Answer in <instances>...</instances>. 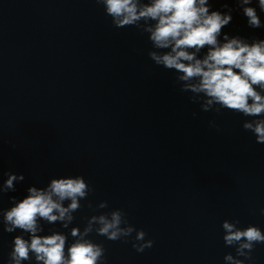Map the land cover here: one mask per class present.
<instances>
[{
	"label": "clouds",
	"instance_id": "clouds-1",
	"mask_svg": "<svg viewBox=\"0 0 264 264\" xmlns=\"http://www.w3.org/2000/svg\"><path fill=\"white\" fill-rule=\"evenodd\" d=\"M102 5L113 27H135L147 34L152 49L149 58L157 66L174 71V84L179 91L189 94L188 99L198 104L201 111L220 114L229 110L242 114L246 119L242 127L264 144V39L231 35L224 28L231 24L233 13L246 18L250 29L264 28V0H232L235 5L223 2L214 9L210 0H95ZM259 10V11H258ZM206 50V51H205ZM203 54L201 55V53ZM196 113H193L195 116ZM210 126H215L211 121ZM0 185V194L15 191V185L24 181L23 174L6 173ZM94 188L82 175L52 178L45 187L30 186L27 195L13 206L0 210L3 230L16 235L7 264H105L106 249L90 239L95 233L109 241L129 242L133 232L132 247L137 252L151 248L153 240L146 239L143 229H136L123 209L99 212L86 218V224L72 227L73 242L68 235L51 231L42 235L41 222L60 224L68 229ZM97 212L108 208L101 201L93 208ZM264 214V209H261ZM238 219L222 222L225 246L235 247L236 256L228 253L225 264H244L237 257L251 260L257 244H264V231L258 226L241 228Z\"/></svg>",
	"mask_w": 264,
	"mask_h": 264
}]
</instances>
